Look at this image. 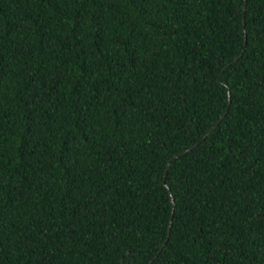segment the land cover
Returning a JSON list of instances; mask_svg holds the SVG:
<instances>
[{
    "label": "trees",
    "instance_id": "1",
    "mask_svg": "<svg viewBox=\"0 0 264 264\" xmlns=\"http://www.w3.org/2000/svg\"><path fill=\"white\" fill-rule=\"evenodd\" d=\"M242 2L0 0V264H264Z\"/></svg>",
    "mask_w": 264,
    "mask_h": 264
},
{
    "label": "water",
    "instance_id": "2",
    "mask_svg": "<svg viewBox=\"0 0 264 264\" xmlns=\"http://www.w3.org/2000/svg\"><path fill=\"white\" fill-rule=\"evenodd\" d=\"M244 3H245V0H243V2H242V8L244 7ZM211 129H212V127H211L209 130H211ZM172 158H174V157H172ZM172 158H170V159L168 160V162H167V164H166V167H165V169H164V171H163V176H162V183H163V184H165V182H164V176H165V172H166V169H167L168 163H169V161H170ZM170 200H171V202H172V198H170ZM171 215H172V212H171ZM170 222H171V218H170V220H169V225H170ZM169 225H168V227H167V232H168V230H169Z\"/></svg>",
    "mask_w": 264,
    "mask_h": 264
}]
</instances>
